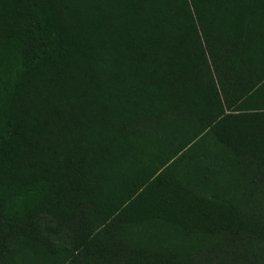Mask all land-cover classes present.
<instances>
[{"label": "trees", "instance_id": "1", "mask_svg": "<svg viewBox=\"0 0 264 264\" xmlns=\"http://www.w3.org/2000/svg\"><path fill=\"white\" fill-rule=\"evenodd\" d=\"M0 264H264V0H0Z\"/></svg>", "mask_w": 264, "mask_h": 264}]
</instances>
